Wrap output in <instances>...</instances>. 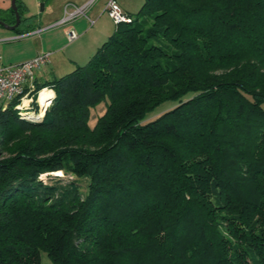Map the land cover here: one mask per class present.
<instances>
[{
	"label": "trees",
	"instance_id": "16d2710c",
	"mask_svg": "<svg viewBox=\"0 0 264 264\" xmlns=\"http://www.w3.org/2000/svg\"><path fill=\"white\" fill-rule=\"evenodd\" d=\"M127 14L40 120L0 108V264H264V0Z\"/></svg>",
	"mask_w": 264,
	"mask_h": 264
},
{
	"label": "crops",
	"instance_id": "0c3cea01",
	"mask_svg": "<svg viewBox=\"0 0 264 264\" xmlns=\"http://www.w3.org/2000/svg\"><path fill=\"white\" fill-rule=\"evenodd\" d=\"M20 1L27 10L22 14L23 20L19 25V31L5 28L0 24V66L22 62L40 52H50V62L36 73L35 84L47 82L70 72L67 70L73 69L74 64L81 63V58H90L114 30L112 20L104 10L108 0ZM136 1L119 0L118 4L125 12L134 13L139 9ZM41 2L44 4L42 9ZM86 4L83 17L79 16L59 25L62 26L60 29H52L54 27L51 25L65 15V10L70 12L74 5ZM10 8L11 0H0V9ZM30 27L32 28L28 29ZM69 28L77 33V38L71 42H68L66 36ZM65 44L67 45L62 49ZM68 48L69 55H63V51ZM27 89L28 86L25 85L24 90ZM50 90L53 97L54 91Z\"/></svg>",
	"mask_w": 264,
	"mask_h": 264
},
{
	"label": "built area",
	"instance_id": "2783aa9c",
	"mask_svg": "<svg viewBox=\"0 0 264 264\" xmlns=\"http://www.w3.org/2000/svg\"><path fill=\"white\" fill-rule=\"evenodd\" d=\"M86 8L87 4L83 6L74 5L72 11L67 12L64 17L51 26H59L70 22L76 17L85 15ZM104 10L113 21L114 26L131 20V17L120 7L116 0H108L105 3ZM66 36L68 41L71 42L77 38V33L72 28H69ZM49 62L50 52H40L22 62L0 66V108H5L14 98H18L19 100L14 108L19 117L28 120H40L50 103V97L45 98L44 105L40 102L41 91L48 87L35 91V75ZM25 85L28 86L27 90H24ZM34 94L36 95L35 97ZM33 99L36 109L31 106ZM45 175L42 174L40 177H45Z\"/></svg>",
	"mask_w": 264,
	"mask_h": 264
},
{
	"label": "rangeland",
	"instance_id": "374dc122",
	"mask_svg": "<svg viewBox=\"0 0 264 264\" xmlns=\"http://www.w3.org/2000/svg\"><path fill=\"white\" fill-rule=\"evenodd\" d=\"M116 2L118 3L119 2V0H116ZM137 2V5H139L138 7H140L141 6V4H142V0H137L136 1ZM68 11L67 10H65V15H66V13H67ZM64 15V16H65ZM63 16V17H64ZM80 17H83V15H81ZM112 23H113V21H112ZM114 25V24H113ZM60 28H62V26H57L56 28L54 27V28H52L53 30H57V29H60ZM69 42V41H68ZM70 43H68V45H69ZM67 44H65V45H63L62 46V49L63 48H65V46H66ZM76 48V47H75ZM69 48L68 49H65L63 52H64V54L63 55H65V56H67V55H69ZM86 55V54H85ZM86 57V56H85ZM90 57V56H89ZM89 60V58H81V63L80 62H78L77 64H74L75 66V68L78 66V65H83V64H85L87 61ZM73 67V69H75ZM72 69V68H71ZM71 69L70 70H67V71H71ZM72 69V70H73ZM36 95L34 94V97H35ZM107 103H108V98L106 97V98H104V99H102L99 103H97L95 106H93V107H91V109H90V116H89V120H88V124H89V126L90 127H93L94 126V124H95V122H96V120H97V117L98 116H100L104 111H105V108H106V105H107ZM50 104V103H49ZM175 105V103H173V102H171V101H166V102H164V103H162V104H160L157 108H155V110L154 111H152L151 113H149L146 117H145V119H143L142 120V122H146V121H149V120H151V119H153V118H155L156 116H158L161 112H163V111H165V110H167V109H169V108H171V107H173ZM31 106L34 108V109H36V104L34 103V99H33V101L31 102ZM45 112V111H44ZM44 115V114H43ZM56 173H60L59 175H61L63 172L62 171H60V172H56ZM67 178H72V175H67ZM64 179H66V178H64ZM40 264H53L52 263V261L48 258V256H47V254H46V252H44V251H40Z\"/></svg>",
	"mask_w": 264,
	"mask_h": 264
},
{
	"label": "water",
	"instance_id": "95a60500",
	"mask_svg": "<svg viewBox=\"0 0 264 264\" xmlns=\"http://www.w3.org/2000/svg\"><path fill=\"white\" fill-rule=\"evenodd\" d=\"M43 3L41 2L40 4V8L42 9L43 8ZM11 8L13 9L14 11V14H15V22L14 24L12 25H8V24H5L3 21L0 20V24L3 25L5 28H8V29H15L16 27H18L21 23V17H20V14L17 10V6H16V0H11ZM53 97L51 96L50 97V101Z\"/></svg>",
	"mask_w": 264,
	"mask_h": 264
},
{
	"label": "bare ground",
	"instance_id": "6f19581e",
	"mask_svg": "<svg viewBox=\"0 0 264 264\" xmlns=\"http://www.w3.org/2000/svg\"><path fill=\"white\" fill-rule=\"evenodd\" d=\"M52 96V92L49 88L41 91V95H40V102L44 105L45 104V98H49Z\"/></svg>",
	"mask_w": 264,
	"mask_h": 264
}]
</instances>
